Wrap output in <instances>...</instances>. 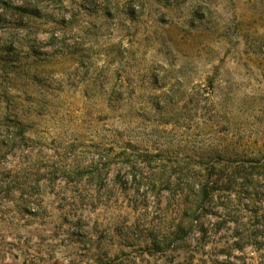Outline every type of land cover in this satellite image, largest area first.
Here are the masks:
<instances>
[{"label": "rangeland", "instance_id": "rangeland-1", "mask_svg": "<svg viewBox=\"0 0 264 264\" xmlns=\"http://www.w3.org/2000/svg\"><path fill=\"white\" fill-rule=\"evenodd\" d=\"M262 148L264 0H0V264H264L263 175L162 182Z\"/></svg>", "mask_w": 264, "mask_h": 264}, {"label": "trees", "instance_id": "trees-1", "mask_svg": "<svg viewBox=\"0 0 264 264\" xmlns=\"http://www.w3.org/2000/svg\"><path fill=\"white\" fill-rule=\"evenodd\" d=\"M262 149L255 150V152L249 156L237 157V159L234 160L229 159L224 162V166L209 163L203 164V166H201V164L197 166L196 164L194 169H188V165L170 168L168 171H164V176L166 177L162 178V182L166 185H170L173 178L178 182V187H180L178 196L182 197L183 201L189 205V209L201 207L205 205L206 202H212L219 193H225L231 189V187L237 185L238 179L247 181L250 180L252 175L259 174L260 177L261 175L264 177V160L261 158L262 156L264 157V155H261ZM135 166H130V169L135 171ZM133 178H136V176L134 175ZM14 183L16 184V182L11 184L0 183V191L4 189V191L6 190L9 193H13V191H15L13 189L16 188H14ZM186 191L190 195L183 196ZM189 225L194 228L195 231L197 230L199 232L201 224H199L197 220L195 223L194 221L190 222ZM183 229H188V226L185 224V226L182 227V223H180L178 231H182ZM156 243L158 242H155V244Z\"/></svg>", "mask_w": 264, "mask_h": 264}]
</instances>
